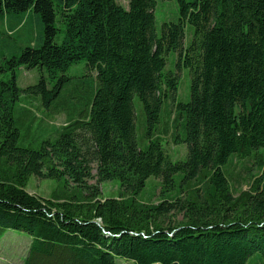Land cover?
<instances>
[{
	"label": "trees",
	"instance_id": "1",
	"mask_svg": "<svg viewBox=\"0 0 264 264\" xmlns=\"http://www.w3.org/2000/svg\"><path fill=\"white\" fill-rule=\"evenodd\" d=\"M127 1L123 8L115 0H0V15L33 12L43 31L40 46L12 58L11 69L58 79L47 88L41 77L22 90L13 75L0 83V234L31 239L21 264H247L255 255L254 264H264V0H176L179 17L163 23L160 36L156 0ZM169 52L189 72L186 103L177 100V76L164 73ZM81 61L95 75L83 109L75 106L80 97L61 96L70 81L63 74ZM21 94L69 112L55 140L20 146ZM168 103L184 161H170L158 133ZM233 158L256 168L236 196L224 171ZM31 177L62 178L82 194L45 199L26 191ZM151 177L162 199L147 204L139 195ZM112 180L118 196L101 198L99 186ZM171 214L181 221L167 223Z\"/></svg>",
	"mask_w": 264,
	"mask_h": 264
},
{
	"label": "rangeland",
	"instance_id": "2",
	"mask_svg": "<svg viewBox=\"0 0 264 264\" xmlns=\"http://www.w3.org/2000/svg\"><path fill=\"white\" fill-rule=\"evenodd\" d=\"M192 1V0H191ZM115 2L127 8V0H115ZM155 29L158 36L161 34V26L163 23L176 22L178 15V6L176 0H156L154 8ZM55 27L61 29L58 15L56 16ZM6 28L10 29L12 34L6 32ZM42 27L33 12H27L23 15H8L3 13L0 15V83L8 82L12 75L15 78L16 86L19 89H25L36 85L41 77H44L47 88L54 86L58 79L50 80L48 73L39 68L27 69L23 66L11 69L9 61L17 58L20 53L27 47H39L42 41ZM193 29L186 27L185 35L192 39ZM63 38V32H59L55 38V43L60 44ZM164 73H172L177 76V100L186 103L189 99L190 76L188 70L177 67V54L169 52L165 55ZM62 74H58L57 78ZM70 81L65 84L61 96L69 95L78 96L80 101L75 106L82 107V102L90 97L95 88V75H92L87 69L84 61L71 66L64 74ZM82 81L83 85L79 89L77 82ZM76 84V85H75ZM77 88H76V87ZM75 90V91H74ZM74 101V100H73ZM70 102V101H69ZM69 102L64 103L63 109L69 110ZM57 105V101L55 103ZM136 120V137L139 144L143 143L144 132V116L142 106L134 101ZM72 114V113H71ZM167 114V118H166ZM69 112L61 109H46L40 97L26 98L24 94L20 95V99L15 107V119L21 132L22 147L38 148L39 144L48 139L53 141L57 138L56 130L67 123ZM74 116V115H73ZM169 116V117H168ZM174 118V110L168 103V107L164 108L162 122L158 126V133L165 141L163 143L165 152L171 162L184 161L186 159V146L184 144H174L171 139L173 128L171 127ZM142 121V125H141ZM165 128L167 133L162 134ZM229 179L233 195H237L239 191H245L249 187L250 176L256 173L253 160H238L233 158L224 168ZM94 173V172H93ZM94 180H87L86 185H94ZM26 191L34 193L45 199L51 198H80L82 190L76 188L71 183H66L64 179H37L31 177L28 181ZM101 198H114L119 193V183L117 180L105 182L99 186ZM186 194L181 195L185 198ZM162 199L160 193V182L155 178H149L145 183V188L139 195V200L143 203H158ZM182 215L171 214L166 222L169 224L181 221ZM31 239L21 233L6 231L0 234V264H21L22 259L28 253V246ZM258 261V255L253 256L247 264H254ZM116 264H131L121 259L115 260Z\"/></svg>",
	"mask_w": 264,
	"mask_h": 264
}]
</instances>
